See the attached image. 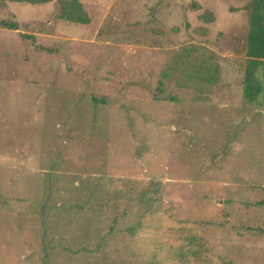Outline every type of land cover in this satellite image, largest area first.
Instances as JSON below:
<instances>
[{
	"label": "rangeland",
	"instance_id": "rangeland-1",
	"mask_svg": "<svg viewBox=\"0 0 264 264\" xmlns=\"http://www.w3.org/2000/svg\"><path fill=\"white\" fill-rule=\"evenodd\" d=\"M78 1L0 0V264H264L250 0Z\"/></svg>",
	"mask_w": 264,
	"mask_h": 264
},
{
	"label": "trees",
	"instance_id": "trees-1",
	"mask_svg": "<svg viewBox=\"0 0 264 264\" xmlns=\"http://www.w3.org/2000/svg\"><path fill=\"white\" fill-rule=\"evenodd\" d=\"M13 2L46 3L51 0H4ZM62 12V17L72 21L87 23L88 18L78 0H72ZM249 29L245 72L242 95L245 101L255 102L264 106V0H250ZM2 25L14 28L15 23L3 21Z\"/></svg>",
	"mask_w": 264,
	"mask_h": 264
}]
</instances>
